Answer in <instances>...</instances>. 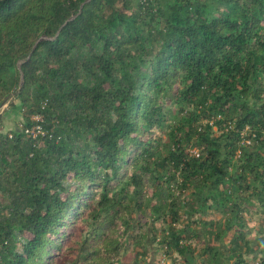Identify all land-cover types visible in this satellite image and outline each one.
I'll list each match as a JSON object with an SVG mask.
<instances>
[{
  "label": "trees",
  "instance_id": "1",
  "mask_svg": "<svg viewBox=\"0 0 264 264\" xmlns=\"http://www.w3.org/2000/svg\"><path fill=\"white\" fill-rule=\"evenodd\" d=\"M13 93L0 264H264V0H0Z\"/></svg>",
  "mask_w": 264,
  "mask_h": 264
},
{
  "label": "rangeland",
  "instance_id": "2",
  "mask_svg": "<svg viewBox=\"0 0 264 264\" xmlns=\"http://www.w3.org/2000/svg\"><path fill=\"white\" fill-rule=\"evenodd\" d=\"M19 101L15 96V93H13L9 98L5 99L1 106H0V129L4 132H8L11 129L16 128L20 125V122L22 120V115L18 110L16 109V106H18ZM249 143V141H247ZM69 228L68 230H70ZM150 254L143 257V259L147 263L153 264L155 261V257L153 255V252L150 250ZM165 255V254H164ZM162 256V258L166 257L165 263L166 264H177L174 262L176 260V257L174 255H166ZM161 258V259H162ZM160 260V264H161ZM249 264H259L256 260L250 261Z\"/></svg>",
  "mask_w": 264,
  "mask_h": 264
},
{
  "label": "built area",
  "instance_id": "3",
  "mask_svg": "<svg viewBox=\"0 0 264 264\" xmlns=\"http://www.w3.org/2000/svg\"><path fill=\"white\" fill-rule=\"evenodd\" d=\"M38 128L40 129L39 126L36 127V129H38ZM39 129H38V130H35V128H34L31 132L35 135V134H37L38 132H40ZM164 256H166V254H165ZM165 260H166V257L162 258V260H161V261H162L161 264H166V263H165Z\"/></svg>",
  "mask_w": 264,
  "mask_h": 264
},
{
  "label": "water",
  "instance_id": "4",
  "mask_svg": "<svg viewBox=\"0 0 264 264\" xmlns=\"http://www.w3.org/2000/svg\"><path fill=\"white\" fill-rule=\"evenodd\" d=\"M1 106V105H0ZM189 259H190V261L192 262L193 261V259L189 256Z\"/></svg>",
  "mask_w": 264,
  "mask_h": 264
}]
</instances>
